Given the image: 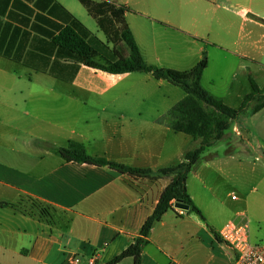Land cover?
Wrapping results in <instances>:
<instances>
[{
  "label": "crops",
  "instance_id": "obj_1",
  "mask_svg": "<svg viewBox=\"0 0 264 264\" xmlns=\"http://www.w3.org/2000/svg\"><path fill=\"white\" fill-rule=\"evenodd\" d=\"M107 1L129 8L125 20L149 65L186 71L206 54L202 86L233 108L253 92L251 79L264 89V0ZM75 20L90 32L99 63L129 56L79 0H0V264H68L74 255L108 264L140 236L172 180L68 163L53 147L76 141L90 156L158 171L180 164L201 143L171 127L168 114L186 96L181 88L148 73L86 66L56 45ZM133 95L135 104L124 103ZM258 104L192 168L187 188L203 217L176 205L153 228L143 264H234L237 254L219 231L239 214L252 223L224 203L228 190L233 202L242 201L234 191L245 198L256 191L264 223ZM30 199L51 215L28 207Z\"/></svg>",
  "mask_w": 264,
  "mask_h": 264
},
{
  "label": "trees",
  "instance_id": "obj_2",
  "mask_svg": "<svg viewBox=\"0 0 264 264\" xmlns=\"http://www.w3.org/2000/svg\"><path fill=\"white\" fill-rule=\"evenodd\" d=\"M79 1L97 21L110 42L114 44L124 42L127 45L130 51L129 56H119V59L113 63H99L98 53L87 42L90 32L77 20L60 32L55 38L56 45L74 54L76 60L86 66L113 74L148 73L152 74L156 80H165L181 88L186 96L168 114L171 127L177 133L201 139L199 146L185 153L180 164L158 171L136 168L112 162L105 158L90 156L85 146L76 141H70L68 146L64 148L53 147L54 151L68 163L108 167L133 178L156 180L161 177H172L170 184L162 192L153 214L144 224L140 236L125 251L108 263L119 264L127 258H132L134 264H143V251L149 244L153 228L176 205L186 206L203 217L201 210L194 203L187 188L192 168L208 148L213 147L225 137L232 123L249 108L253 101L259 100V104L254 109L255 112H259L264 108V89H261L251 79L253 92L245 97L239 108L230 107L202 86V77L209 65L206 54L203 55L201 61L194 68L186 71L149 65L145 61L133 32L125 20V14L129 11L128 7L107 0L100 3L93 0ZM78 67L77 65V69ZM30 202L43 208L40 213L41 216H46L52 210L32 199H30Z\"/></svg>",
  "mask_w": 264,
  "mask_h": 264
},
{
  "label": "built area",
  "instance_id": "obj_3",
  "mask_svg": "<svg viewBox=\"0 0 264 264\" xmlns=\"http://www.w3.org/2000/svg\"><path fill=\"white\" fill-rule=\"evenodd\" d=\"M176 211L184 214L178 207ZM219 237L236 252L234 264H264V243L252 240L250 222L245 214H239L235 220L227 222L219 231ZM96 261L97 256L84 259L81 255H74L68 264H96Z\"/></svg>",
  "mask_w": 264,
  "mask_h": 264
},
{
  "label": "rangeland",
  "instance_id": "obj_4",
  "mask_svg": "<svg viewBox=\"0 0 264 264\" xmlns=\"http://www.w3.org/2000/svg\"><path fill=\"white\" fill-rule=\"evenodd\" d=\"M124 52H126L127 54L130 52L129 48L127 47V45L124 44ZM100 62H104L101 58H99ZM124 103H128V104H135V96H131L128 100H125ZM142 104L149 105L151 102L150 101H146V102H141ZM145 114H153L152 112H145ZM93 119H96V117H93ZM192 140L189 141V146L190 144H193L191 142ZM258 165V163L256 164ZM247 173L249 174V172L247 171ZM229 192H232L231 190H228V192L225 193L223 199H224V203L228 204V205H234L238 208H241L240 211H245L248 214L249 219L251 220L252 223V236H253V240L255 241L254 238H258L260 240V242L264 243V223L260 222V218H261V207H260V203H258L256 201V197L258 196L256 191L255 193H251L247 198L242 197L238 191H234L235 192V196L238 198L241 197V200H238L237 202H233L231 195H228ZM231 194V193H229ZM28 204V207H30L31 209L36 208L38 213L42 212V209L40 206L38 205H34L32 202H25ZM35 210V211H36ZM50 216L51 215V211L50 213H48L46 216ZM56 216H60L59 214H56ZM52 217V216H51ZM54 217V216H53Z\"/></svg>",
  "mask_w": 264,
  "mask_h": 264
},
{
  "label": "water",
  "instance_id": "obj_5",
  "mask_svg": "<svg viewBox=\"0 0 264 264\" xmlns=\"http://www.w3.org/2000/svg\"><path fill=\"white\" fill-rule=\"evenodd\" d=\"M180 208L184 209V210H188L189 208L183 205H180Z\"/></svg>",
  "mask_w": 264,
  "mask_h": 264
}]
</instances>
